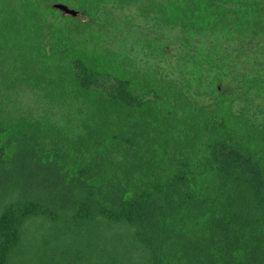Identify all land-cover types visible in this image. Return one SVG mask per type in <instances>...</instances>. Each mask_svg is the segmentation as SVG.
Masks as SVG:
<instances>
[{"label": "trees", "instance_id": "trees-1", "mask_svg": "<svg viewBox=\"0 0 264 264\" xmlns=\"http://www.w3.org/2000/svg\"><path fill=\"white\" fill-rule=\"evenodd\" d=\"M64 37L43 27L29 0H0V264H53L47 252L73 247L102 253L100 264H264V123L245 113L230 117L225 97L197 106L174 85L133 72L130 56L70 52ZM30 70L52 100L86 96L93 147L104 110L122 126L119 135L125 127L144 137L139 152L170 159L169 167L130 171L119 202L47 189L61 172L36 151L42 115L14 118L1 98L29 84ZM37 218L50 231L33 244ZM108 240L121 243L99 246Z\"/></svg>", "mask_w": 264, "mask_h": 264}, {"label": "rangeland", "instance_id": "rangeland-1", "mask_svg": "<svg viewBox=\"0 0 264 264\" xmlns=\"http://www.w3.org/2000/svg\"><path fill=\"white\" fill-rule=\"evenodd\" d=\"M29 1L46 30L65 36L63 48L70 52L96 58L112 52L130 56L133 72L174 85L197 106L225 97L226 105L231 99L226 107L230 117L245 113L264 123V0ZM83 2L86 12L79 10ZM34 74L35 70H30L29 84L3 90L1 98L14 118L23 116L31 122L38 114L45 119L38 123L42 133L36 151L53 159L61 172L57 179L53 176L54 181L46 182L47 189H57L58 195L70 189L86 200L100 197L119 202L132 184L127 177L130 171L156 167L162 172L169 167L170 159L139 152V141L144 137H133L125 127L119 135L122 126L114 117L102 114L104 110L99 113L102 137L93 147V137L87 136L84 125L90 112L86 96L73 94L74 100L69 102L52 100L45 96L39 86L41 79L36 80ZM102 81H98L99 89L106 91L108 86ZM92 119L89 131L95 125ZM115 134L119 137H113ZM88 183L96 186L93 192L84 187ZM82 189L87 190V196L80 193ZM33 227L39 234L33 244L43 237L41 233L50 231L49 222L41 218ZM123 228L115 225L114 230ZM69 235L66 231L62 236L67 241ZM112 242L121 243L108 240L99 246ZM77 250L80 248H62L55 255L47 252L46 261L100 264L105 259L91 247ZM32 264H39V260Z\"/></svg>", "mask_w": 264, "mask_h": 264}]
</instances>
